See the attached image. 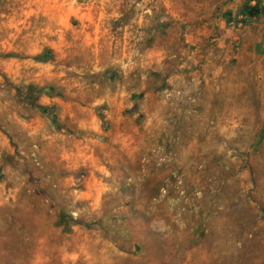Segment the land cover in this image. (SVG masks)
Here are the masks:
<instances>
[{
  "label": "rangeland",
  "instance_id": "1",
  "mask_svg": "<svg viewBox=\"0 0 264 264\" xmlns=\"http://www.w3.org/2000/svg\"><path fill=\"white\" fill-rule=\"evenodd\" d=\"M250 6L0 0V264H264Z\"/></svg>",
  "mask_w": 264,
  "mask_h": 264
},
{
  "label": "trees",
  "instance_id": "2",
  "mask_svg": "<svg viewBox=\"0 0 264 264\" xmlns=\"http://www.w3.org/2000/svg\"><path fill=\"white\" fill-rule=\"evenodd\" d=\"M262 10L264 11V8L258 9V7H256V6H250V7L247 8V10L245 12V15L247 17H252V16L260 13ZM52 119H54V117Z\"/></svg>",
  "mask_w": 264,
  "mask_h": 264
}]
</instances>
